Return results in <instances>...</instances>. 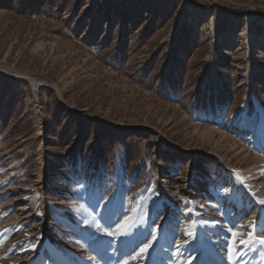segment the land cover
I'll return each instance as SVG.
<instances>
[{
	"label": "rangeland",
	"instance_id": "obj_1",
	"mask_svg": "<svg viewBox=\"0 0 264 264\" xmlns=\"http://www.w3.org/2000/svg\"><path fill=\"white\" fill-rule=\"evenodd\" d=\"M258 199L264 0H0V264H230Z\"/></svg>",
	"mask_w": 264,
	"mask_h": 264
},
{
	"label": "snow or ice",
	"instance_id": "obj_2",
	"mask_svg": "<svg viewBox=\"0 0 264 264\" xmlns=\"http://www.w3.org/2000/svg\"><path fill=\"white\" fill-rule=\"evenodd\" d=\"M260 205L264 206V199H258L257 201ZM99 206V205H97ZM80 209L87 211L84 208V205H80ZM143 223V220H141V224ZM95 229L98 232H102L105 236L115 238V239H121V238H128L133 235V229L137 228L138 225H136L131 218H125L123 221L117 222L115 225V228H109L107 225L102 226L100 223H96L94 225ZM243 227V225L241 226ZM249 227L251 228V231H249L246 235L237 230V229H230V236L231 240L228 245L227 249V256L230 264H235V261L238 259H242L244 256H247L249 251L256 252L257 251V245L260 247L259 256L260 260L258 264H264V232L257 233L256 232V222L255 220L251 221L249 223ZM159 231V226L154 225L151 227V232L148 234L150 238L145 239L139 246L138 251L135 253L134 256H132V259H137L138 257H146L149 249H151L154 246V242L157 239V233ZM184 234L189 238V241L195 238V228L194 225H189L184 229ZM188 241H185L179 245H176L177 247V256L183 255V252L181 251L182 248L187 247ZM243 248L244 250L241 251L240 249ZM35 249V245H30L28 248H26V251H31ZM89 259H92V257H89ZM192 257H186L183 261H177V264H191ZM123 264H129L127 260L123 262ZM243 264H248L247 261H244Z\"/></svg>",
	"mask_w": 264,
	"mask_h": 264
},
{
	"label": "bare ground",
	"instance_id": "obj_3",
	"mask_svg": "<svg viewBox=\"0 0 264 264\" xmlns=\"http://www.w3.org/2000/svg\"><path fill=\"white\" fill-rule=\"evenodd\" d=\"M200 15L201 16H204L205 15V13L203 12V13H200ZM205 180V179H204ZM203 181V180H202ZM241 196V195H240ZM250 201L251 200H249L247 197H243V199L241 200V202L240 203H238V208H242L243 207V205L242 204H244V203H247V204H250ZM241 210V209H240ZM241 213V212H240ZM125 240H126V238H125ZM125 243V242H124Z\"/></svg>",
	"mask_w": 264,
	"mask_h": 264
}]
</instances>
